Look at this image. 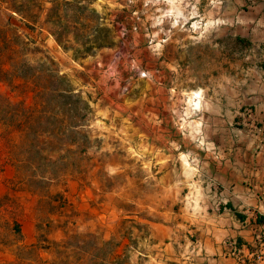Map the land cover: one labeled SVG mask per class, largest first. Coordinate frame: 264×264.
<instances>
[{
    "label": "rangeland",
    "instance_id": "obj_1",
    "mask_svg": "<svg viewBox=\"0 0 264 264\" xmlns=\"http://www.w3.org/2000/svg\"><path fill=\"white\" fill-rule=\"evenodd\" d=\"M0 28L48 105L23 138L5 121L32 88L0 80V264L202 262L221 184L264 175V0H0Z\"/></svg>",
    "mask_w": 264,
    "mask_h": 264
},
{
    "label": "trees",
    "instance_id": "obj_2",
    "mask_svg": "<svg viewBox=\"0 0 264 264\" xmlns=\"http://www.w3.org/2000/svg\"><path fill=\"white\" fill-rule=\"evenodd\" d=\"M33 5H35V3H33ZM10 6L11 9H14V11L17 12L19 11L18 9H16L17 8L16 6L14 5H10ZM56 16L57 15H56V11L54 10V7H51L49 9V12L47 13V17L45 21L51 24L49 28V33L54 37L55 41L59 45H61L63 41L60 38L59 31L55 28V24L57 23ZM21 17L28 22L26 24H29V22H34L33 20L35 18V14L26 11L25 13L23 12L21 14ZM87 26L94 29L95 33H98V31L107 30L105 27L102 26L101 23L97 21H94L92 24L89 23V25ZM93 40H95V42H99L98 46L109 44V37H105L104 40H101L98 36H95L93 37ZM92 48L93 47H86V51L88 52ZM6 49L8 51L10 50L11 53L14 50V48L9 44V38L6 36L5 30L0 28V80H7L8 82H11L13 78H19L20 80H22L19 83H16V86L23 85L24 87H28L29 89L32 88L30 91L33 92V103L29 106H22V103H18L16 105H10L9 111L7 112L8 119L5 121V123L7 126L9 127L11 126L13 129L19 131V133L21 134V136H23V138H26L28 136V132H33L38 135L39 133L36 127H40L43 124L44 108L48 106L45 100L43 99L41 85L39 84V82L35 81V78L38 75L34 73L35 72L34 68L24 61L15 60L13 62L6 63L8 64L6 67L5 62L1 61V56L2 54L3 55L6 54V51H4ZM75 50H81V49H75ZM59 95L67 96L69 99L73 98L72 102L71 101L68 102L70 106L68 110L71 112L69 118H72V121L68 125L74 128L77 127L78 124H76L77 122L76 120L85 119L87 116V108H88L87 103L79 96H76L74 93H72L71 90H65ZM50 117L52 118L51 121H49ZM57 118L58 117L56 115V112L53 111L52 115L46 116V121L53 124L57 120ZM11 229L14 232L20 234V227L17 222L13 223ZM63 264H70V263H65L63 261Z\"/></svg>",
    "mask_w": 264,
    "mask_h": 264
},
{
    "label": "crops",
    "instance_id": "obj_3",
    "mask_svg": "<svg viewBox=\"0 0 264 264\" xmlns=\"http://www.w3.org/2000/svg\"><path fill=\"white\" fill-rule=\"evenodd\" d=\"M249 171L240 175V180L229 179L221 184L216 219L224 220L221 224L226 226L215 227L212 236H207L202 262L196 264H241L228 255L224 237L236 238L238 244L246 243L255 228L264 226V175L255 172L258 176L254 177Z\"/></svg>",
    "mask_w": 264,
    "mask_h": 264
},
{
    "label": "built area",
    "instance_id": "obj_4",
    "mask_svg": "<svg viewBox=\"0 0 264 264\" xmlns=\"http://www.w3.org/2000/svg\"><path fill=\"white\" fill-rule=\"evenodd\" d=\"M226 244L228 255L239 263L264 264V226L253 230L249 242L238 244L236 238H231Z\"/></svg>",
    "mask_w": 264,
    "mask_h": 264
},
{
    "label": "bare ground",
    "instance_id": "obj_5",
    "mask_svg": "<svg viewBox=\"0 0 264 264\" xmlns=\"http://www.w3.org/2000/svg\"><path fill=\"white\" fill-rule=\"evenodd\" d=\"M202 97L203 96H202L201 90L192 91V93L189 97V101H192V103H191L192 109H198L199 108Z\"/></svg>",
    "mask_w": 264,
    "mask_h": 264
}]
</instances>
